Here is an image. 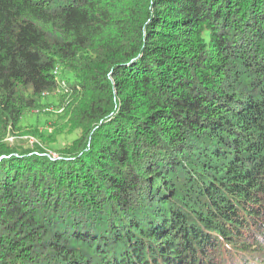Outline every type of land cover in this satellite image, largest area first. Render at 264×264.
Returning <instances> with one entry per match:
<instances>
[{
	"label": "trees",
	"instance_id": "trees-1",
	"mask_svg": "<svg viewBox=\"0 0 264 264\" xmlns=\"http://www.w3.org/2000/svg\"><path fill=\"white\" fill-rule=\"evenodd\" d=\"M0 264H264V0H0Z\"/></svg>",
	"mask_w": 264,
	"mask_h": 264
},
{
	"label": "rangeland",
	"instance_id": "rangeland-1",
	"mask_svg": "<svg viewBox=\"0 0 264 264\" xmlns=\"http://www.w3.org/2000/svg\"><path fill=\"white\" fill-rule=\"evenodd\" d=\"M79 99L66 88L43 94L38 99L37 106L23 116L19 131L13 135L10 130L4 141L14 145L16 141L24 140L27 141V147L34 148L33 146L37 145L52 152L50 157L58 159L59 155L54 149L73 143L79 136L80 130L73 131L76 126L75 114L82 109ZM74 108H77V111Z\"/></svg>",
	"mask_w": 264,
	"mask_h": 264
},
{
	"label": "water",
	"instance_id": "water-1",
	"mask_svg": "<svg viewBox=\"0 0 264 264\" xmlns=\"http://www.w3.org/2000/svg\"><path fill=\"white\" fill-rule=\"evenodd\" d=\"M51 151H52V150H51ZM51 153H52V152H49V153H47L46 155H48V156H49V155H51ZM41 155H42V154H41ZM43 155H45V154H43Z\"/></svg>",
	"mask_w": 264,
	"mask_h": 264
}]
</instances>
